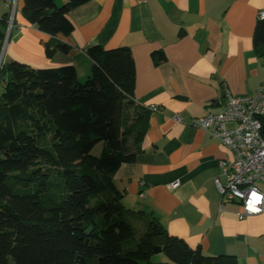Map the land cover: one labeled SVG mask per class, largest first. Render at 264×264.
Here are the masks:
<instances>
[{
    "label": "trees",
    "instance_id": "16d2710c",
    "mask_svg": "<svg viewBox=\"0 0 264 264\" xmlns=\"http://www.w3.org/2000/svg\"><path fill=\"white\" fill-rule=\"evenodd\" d=\"M89 1L24 0L23 14L51 36L49 54L68 52L57 36L74 31L69 14ZM10 18L0 21V56ZM253 42L264 59V20ZM88 54L93 67L85 82L72 64L0 66V264H78L79 256L87 264H239L235 255L191 247L157 217L125 206L112 176L136 159L151 111L134 98L136 64L128 46L95 45ZM152 57L166 60L163 50ZM134 222L146 228L140 235ZM160 236L170 262L151 261Z\"/></svg>",
    "mask_w": 264,
    "mask_h": 264
},
{
    "label": "crops",
    "instance_id": "0c3cea01",
    "mask_svg": "<svg viewBox=\"0 0 264 264\" xmlns=\"http://www.w3.org/2000/svg\"><path fill=\"white\" fill-rule=\"evenodd\" d=\"M23 7L24 0H0V21L15 11L3 62L72 64L82 81L92 72L91 47L131 49L134 98L161 111L150 112L136 159L112 176L125 206L157 217L169 234L209 255L264 264V212L240 219L241 204L222 205L215 183L221 160L233 158V150L189 124L192 117L223 111L226 88L248 95L263 84L264 59L255 53L253 36L264 0H90L69 14L74 31L57 36L69 51L50 54L45 43L51 36L27 20ZM157 50L166 60L154 61ZM176 180L180 185L172 189Z\"/></svg>",
    "mask_w": 264,
    "mask_h": 264
},
{
    "label": "built area",
    "instance_id": "2783aa9c",
    "mask_svg": "<svg viewBox=\"0 0 264 264\" xmlns=\"http://www.w3.org/2000/svg\"><path fill=\"white\" fill-rule=\"evenodd\" d=\"M123 1L139 3L146 0ZM258 18L264 20V9L259 11ZM148 109L161 111L158 105ZM176 119L181 121L179 116ZM189 124L209 132L233 150V158L220 162L222 175L215 177L222 205L238 201L241 204L240 219L264 212V82L248 95H236L226 88L223 111L192 117ZM179 185L180 181L176 180L170 187L175 189Z\"/></svg>",
    "mask_w": 264,
    "mask_h": 264
},
{
    "label": "rangeland",
    "instance_id": "374dc122",
    "mask_svg": "<svg viewBox=\"0 0 264 264\" xmlns=\"http://www.w3.org/2000/svg\"><path fill=\"white\" fill-rule=\"evenodd\" d=\"M61 5H63V4H61ZM11 20H13L12 21V26H13V22H14V17L11 15V18H10V23H11ZM12 30V29H11ZM10 37V36H9ZM9 39V38H8ZM8 41V40H7ZM87 80V78H84L81 82H85ZM0 85H1V82H0ZM2 86V85H1ZM1 86H0V90H1ZM102 148H103V143L101 142V143H99L96 147H95V149H94V153L96 154V155H99L100 153H101V150H102ZM134 229H135V231H136V234L137 235H140L142 232H144L145 231V226H144V224L143 223H141V222H134ZM151 261H153L154 263H161V262H170V259H169V257L167 256V254L164 252V251H162V252H159V253H155L154 255H153V257H152V259H151Z\"/></svg>",
    "mask_w": 264,
    "mask_h": 264
},
{
    "label": "water",
    "instance_id": "95a60500",
    "mask_svg": "<svg viewBox=\"0 0 264 264\" xmlns=\"http://www.w3.org/2000/svg\"><path fill=\"white\" fill-rule=\"evenodd\" d=\"M11 29H12V25H11V23H10L9 28H8V31H7V39H8L9 36H10ZM3 52H4V51H2V54H1V56H0V65H1V61H2ZM92 230H93V226L90 225V226L86 229V233H87V234H90ZM164 246H165V238H164L163 236H160V237H157V238L154 239V251H155V253L162 252ZM93 262L96 263L97 260H94ZM77 263H78V264H87V258L82 257V256H79V259H78V262H77Z\"/></svg>",
    "mask_w": 264,
    "mask_h": 264
}]
</instances>
